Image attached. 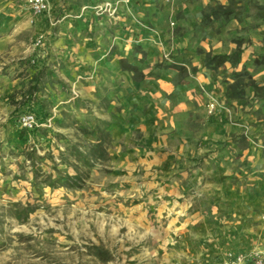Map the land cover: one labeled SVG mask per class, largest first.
<instances>
[{
	"label": "rangeland",
	"instance_id": "374dc122",
	"mask_svg": "<svg viewBox=\"0 0 264 264\" xmlns=\"http://www.w3.org/2000/svg\"><path fill=\"white\" fill-rule=\"evenodd\" d=\"M151 1L170 11L164 22L173 34L183 31V13L173 9L198 6L201 15L206 6L228 5ZM232 2L237 19L204 27L200 18L225 55L197 51L206 69L222 70L225 101L198 84L193 68L161 51L158 68L174 72V86L188 78L197 84L181 124L189 136L162 146L160 136L144 141L147 136L128 129L120 107L110 109L104 87L80 97L61 64L33 47L34 37L45 35L12 36L16 31L6 23L19 18L0 12V264H212L238 244L261 251L264 0ZM132 52L135 60L121 67L140 82L149 75L139 66L140 49ZM234 52L238 58L213 59ZM215 112L221 115L214 118ZM26 113L36 118L33 131L17 123ZM167 150L175 154L166 157Z\"/></svg>",
	"mask_w": 264,
	"mask_h": 264
},
{
	"label": "crops",
	"instance_id": "0c3cea01",
	"mask_svg": "<svg viewBox=\"0 0 264 264\" xmlns=\"http://www.w3.org/2000/svg\"><path fill=\"white\" fill-rule=\"evenodd\" d=\"M135 1L47 0L46 13L33 18L18 0H0V12H9L19 18L13 24L6 23L16 31L12 36L31 30L45 35L42 56L45 59L51 55L61 64L62 77L72 81L80 97H94L104 87L109 94L110 109L120 107L121 118L127 120L128 129L135 127L137 133L147 136L144 141H151V136H160L162 146L161 143L175 136H189L181 124L188 117L197 90V84L189 78L184 84L174 86L171 83L174 72L158 68L162 49L169 51L177 63L193 68L198 84L203 85L218 102L226 99L219 76L222 70L206 69L203 55L197 51L212 52L217 56L225 53L218 41L200 26V7L173 9L175 13L180 9L183 13V31L173 34L164 22L169 10H161L151 0H140L136 7ZM201 1L206 5V0ZM106 5L108 12L105 11ZM96 9L102 12L99 14ZM112 10L114 13L109 16ZM130 13L141 19L142 24L135 22ZM28 20L33 25L30 26ZM135 47L143 54L139 66H142L144 75H149L140 82H134L132 74L121 67V61L135 60V56L132 57ZM224 67L230 69L227 63ZM220 115L221 112H215L213 117ZM174 154L168 150L164 153L166 157ZM256 237L260 239L264 255V233H256ZM245 245L238 244L217 254L212 264L228 252H247L250 248Z\"/></svg>",
	"mask_w": 264,
	"mask_h": 264
},
{
	"label": "built area",
	"instance_id": "2783aa9c",
	"mask_svg": "<svg viewBox=\"0 0 264 264\" xmlns=\"http://www.w3.org/2000/svg\"><path fill=\"white\" fill-rule=\"evenodd\" d=\"M26 6L27 10L31 14L33 18L41 16L42 14L46 13L48 10V3L47 0H22ZM127 3V1L125 2ZM105 8V7H104ZM107 9V5L105 8V11ZM108 12V9H107ZM114 13V10L112 12H109V16H112ZM43 43L44 39L43 36H38L33 43V47L37 50L43 49ZM42 52H40V55ZM39 55V56H40ZM32 63H35V60H32ZM213 109V105L210 106V112ZM17 123L19 127L25 131H33L35 128L38 127L36 118L33 114H22L19 115L17 118ZM264 264V255L262 251L259 250H249L247 252H239V253H233L228 252L226 253L219 261L216 262V264Z\"/></svg>",
	"mask_w": 264,
	"mask_h": 264
},
{
	"label": "trees",
	"instance_id": "16d2710c",
	"mask_svg": "<svg viewBox=\"0 0 264 264\" xmlns=\"http://www.w3.org/2000/svg\"><path fill=\"white\" fill-rule=\"evenodd\" d=\"M239 14L234 11L232 0H228V5L221 6H206L201 9V24L204 27H210L213 21H230L232 19H237ZM239 52H234L232 56L229 57H216L214 60H231L232 58H238ZM211 60L209 56L206 57L205 65L210 66Z\"/></svg>",
	"mask_w": 264,
	"mask_h": 264
}]
</instances>
